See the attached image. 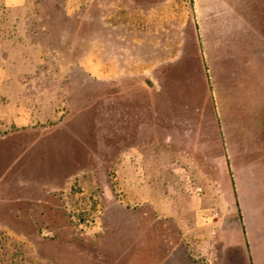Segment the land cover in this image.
Instances as JSON below:
<instances>
[{
  "label": "rangeland",
  "instance_id": "rangeland-1",
  "mask_svg": "<svg viewBox=\"0 0 264 264\" xmlns=\"http://www.w3.org/2000/svg\"><path fill=\"white\" fill-rule=\"evenodd\" d=\"M229 212L264 237V0H0V264L191 262Z\"/></svg>",
  "mask_w": 264,
  "mask_h": 264
},
{
  "label": "crops",
  "instance_id": "crops-1",
  "mask_svg": "<svg viewBox=\"0 0 264 264\" xmlns=\"http://www.w3.org/2000/svg\"><path fill=\"white\" fill-rule=\"evenodd\" d=\"M234 216L235 214L229 212L221 221L214 222V225H200L199 229L195 230L194 233H198V236L207 237L206 239H198V244L195 246L196 253L199 254L200 258L191 259V262L186 261L184 258H179L181 259V264H264V237L260 234L262 231L259 229L262 228V224L242 223L241 225L237 219H234ZM233 222L237 223L236 226L239 229L241 228L244 235L247 236L248 232H250V243L247 240L245 247L240 242L235 244L233 240H229L222 232L223 229L231 226ZM229 243H231L229 245L231 250L228 253ZM235 247L237 249L236 252L233 251ZM230 254L236 255L237 263L228 261L227 257Z\"/></svg>",
  "mask_w": 264,
  "mask_h": 264
}]
</instances>
